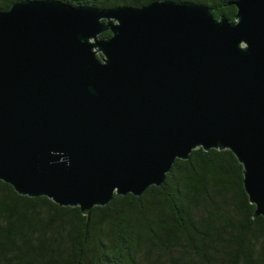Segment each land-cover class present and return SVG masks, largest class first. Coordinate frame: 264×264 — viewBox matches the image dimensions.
Instances as JSON below:
<instances>
[{
  "label": "water",
  "instance_id": "95a60500",
  "mask_svg": "<svg viewBox=\"0 0 264 264\" xmlns=\"http://www.w3.org/2000/svg\"><path fill=\"white\" fill-rule=\"evenodd\" d=\"M234 4L235 21L175 0L0 10V179L90 219L194 149H230L264 216V0Z\"/></svg>",
  "mask_w": 264,
  "mask_h": 264
},
{
  "label": "trees",
  "instance_id": "16d2710c",
  "mask_svg": "<svg viewBox=\"0 0 264 264\" xmlns=\"http://www.w3.org/2000/svg\"><path fill=\"white\" fill-rule=\"evenodd\" d=\"M19 1L0 0V10ZM61 1L113 8L156 0ZM175 1L204 3L235 21L236 0ZM255 210L230 149H194L162 185L115 194L90 219L78 206L22 195L0 179V264H264V216Z\"/></svg>",
  "mask_w": 264,
  "mask_h": 264
}]
</instances>
